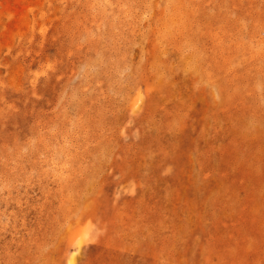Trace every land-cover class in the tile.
Returning a JSON list of instances; mask_svg holds the SVG:
<instances>
[{
    "label": "rangeland",
    "instance_id": "obj_1",
    "mask_svg": "<svg viewBox=\"0 0 264 264\" xmlns=\"http://www.w3.org/2000/svg\"><path fill=\"white\" fill-rule=\"evenodd\" d=\"M0 264H264V0H0Z\"/></svg>",
    "mask_w": 264,
    "mask_h": 264
}]
</instances>
